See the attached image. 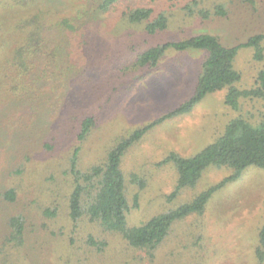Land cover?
<instances>
[{
    "label": "rangeland",
    "instance_id": "rangeland-1",
    "mask_svg": "<svg viewBox=\"0 0 264 264\" xmlns=\"http://www.w3.org/2000/svg\"><path fill=\"white\" fill-rule=\"evenodd\" d=\"M104 1L0 0L2 264H264L256 255L264 225L260 168L247 169L214 194L204 215L175 223L153 255L104 234L88 220L75 224L69 217L75 149L83 172L106 162L135 130L194 96L207 55L168 49L152 69L137 66L141 54L208 34L239 48L234 66L241 89L254 88L264 69V59L255 60V49L244 46L264 36V0H116L107 11L100 8ZM142 8L152 10L151 20L164 17L166 28L150 33L146 22L129 23V12ZM41 10L78 18L79 42L66 43L57 62L25 55L20 63L24 25ZM226 95L227 90L210 94L192 111L155 126L126 154L127 195L131 204L138 196L139 204L128 215L130 227L191 202L233 173L211 167L195 188L169 202L177 172L172 164L158 165L171 154L190 158L203 152L239 116L256 122L264 115V99L245 101L238 112L226 105ZM90 117L95 125L81 141L82 125ZM134 177L144 180L145 188ZM13 218H23L28 227L27 242L19 249L5 246ZM91 237L103 245L90 244Z\"/></svg>",
    "mask_w": 264,
    "mask_h": 264
},
{
    "label": "trees",
    "instance_id": "trees-1",
    "mask_svg": "<svg viewBox=\"0 0 264 264\" xmlns=\"http://www.w3.org/2000/svg\"><path fill=\"white\" fill-rule=\"evenodd\" d=\"M115 1L105 0L100 8L107 11ZM51 13V11L41 10L32 19L26 21L24 27L29 31H25V43L17 53L19 62L20 60L23 62L22 59L25 55L33 60L47 57L51 62H57L61 52L65 50L66 43L78 44L76 29L81 28L78 18L53 17ZM79 14L81 15V12ZM127 18L132 24L146 22V29L150 33L165 29L167 26L164 17L151 20L152 10L146 8L129 12ZM63 32L65 33L64 38L61 36ZM67 38L70 42H67ZM263 42L264 36L259 35L244 45L255 49L254 56L257 61L264 59ZM168 49L199 50L207 53L194 96L162 118L135 130L108 153L106 162L83 172L78 167V148L75 149L70 159L73 183L68 206L69 217L73 223L82 222V219L88 220L90 224L99 227L104 234L119 236L129 246L143 250L150 255H153L170 235L175 223L184 221L190 216L204 215L214 194L240 179L247 169L255 167L264 170V115L256 122L239 116L231 121L225 133L203 152L190 158L171 154L158 164L159 166L172 164L177 172L174 191L167 196L169 202L176 200L185 189L195 188L204 172L211 167L232 169L233 173L222 182L199 194L191 202L157 215L141 226H129L128 215L134 208H138L139 204L138 196L135 197L134 204H131L128 198L122 162L129 150L138 144L148 131L168 119L192 111L206 96L218 91L227 90L225 103L238 112L241 111L245 101L254 102L264 99V69L260 72L257 85L254 88L241 89L238 86L241 82V75L234 66L239 48L225 46L220 38L214 35H200L181 42H171L153 47L139 56L137 66L157 68ZM56 70L54 71L57 75L58 71ZM94 125L95 120L92 117L88 118L82 125L78 138L81 141L85 140ZM133 181L138 183L141 188L146 186L145 181L137 177H134ZM10 201L13 202V200ZM9 227L11 232L5 246L17 249L23 247L27 242L26 221L23 218H13ZM258 237L259 246L256 249V255L258 260L263 262L264 225L260 229ZM90 244L103 245V243L95 242L92 237ZM3 253L0 248V257ZM0 264H2L1 260Z\"/></svg>",
    "mask_w": 264,
    "mask_h": 264
}]
</instances>
